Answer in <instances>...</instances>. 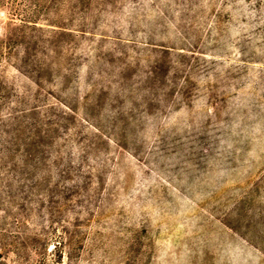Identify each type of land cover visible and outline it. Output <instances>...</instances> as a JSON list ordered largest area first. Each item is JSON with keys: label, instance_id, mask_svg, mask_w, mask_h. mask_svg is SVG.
I'll return each mask as SVG.
<instances>
[{"label": "rangeland", "instance_id": "obj_1", "mask_svg": "<svg viewBox=\"0 0 264 264\" xmlns=\"http://www.w3.org/2000/svg\"><path fill=\"white\" fill-rule=\"evenodd\" d=\"M0 39V264H264V0H0Z\"/></svg>", "mask_w": 264, "mask_h": 264}, {"label": "trees", "instance_id": "obj_2", "mask_svg": "<svg viewBox=\"0 0 264 264\" xmlns=\"http://www.w3.org/2000/svg\"><path fill=\"white\" fill-rule=\"evenodd\" d=\"M9 38H11V37H9ZM4 42H5V41H3V39H0V46L3 45ZM1 54H2V53H1Z\"/></svg>", "mask_w": 264, "mask_h": 264}]
</instances>
